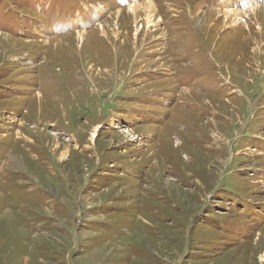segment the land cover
I'll list each match as a JSON object with an SVG mask.
<instances>
[{
	"label": "rangeland",
	"instance_id": "obj_1",
	"mask_svg": "<svg viewBox=\"0 0 264 264\" xmlns=\"http://www.w3.org/2000/svg\"><path fill=\"white\" fill-rule=\"evenodd\" d=\"M145 1L0 0V264H264V0Z\"/></svg>",
	"mask_w": 264,
	"mask_h": 264
},
{
	"label": "bare ground",
	"instance_id": "obj_2",
	"mask_svg": "<svg viewBox=\"0 0 264 264\" xmlns=\"http://www.w3.org/2000/svg\"><path fill=\"white\" fill-rule=\"evenodd\" d=\"M223 2H224V4L226 5L227 3H230V4H241V5H245L247 2L245 1V0H222ZM233 3H232V2ZM249 1H253V0H249ZM136 2V1H135ZM131 5V4H130ZM155 7V6H154ZM223 8V7H222ZM242 8H244V6L243 7H241L240 9H242ZM138 9H141L142 11H144L145 13H151V12H153V10L155 9V8H153V3H152V1L151 0H148V1H145L144 3H142V4H139V2L138 3H134V4H132V6H130V11L132 12V13H135V11H136V13H137V11H138ZM225 9V8H224ZM223 9V10H224ZM238 10H234V9H232V10H228L227 11V13H234V14H236V12H237ZM238 13V12H237ZM233 14V15H234ZM149 16H151V15H149ZM148 16V17H149ZM238 18V17H237ZM78 21V20H77ZM79 22V21H78ZM77 22V23H78ZM81 34H82V32H81ZM80 35V34H79Z\"/></svg>",
	"mask_w": 264,
	"mask_h": 264
},
{
	"label": "trees",
	"instance_id": "obj_3",
	"mask_svg": "<svg viewBox=\"0 0 264 264\" xmlns=\"http://www.w3.org/2000/svg\"><path fill=\"white\" fill-rule=\"evenodd\" d=\"M245 209V208H244Z\"/></svg>",
	"mask_w": 264,
	"mask_h": 264
}]
</instances>
